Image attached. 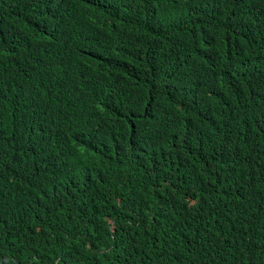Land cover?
<instances>
[{
	"label": "trees",
	"instance_id": "trees-1",
	"mask_svg": "<svg viewBox=\"0 0 264 264\" xmlns=\"http://www.w3.org/2000/svg\"><path fill=\"white\" fill-rule=\"evenodd\" d=\"M0 264H264V0H0Z\"/></svg>",
	"mask_w": 264,
	"mask_h": 264
}]
</instances>
